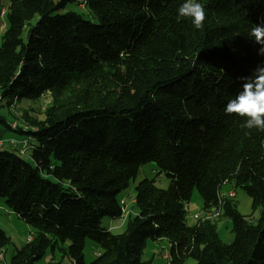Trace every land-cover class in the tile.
<instances>
[{
	"label": "trees",
	"instance_id": "trees-1",
	"mask_svg": "<svg viewBox=\"0 0 264 264\" xmlns=\"http://www.w3.org/2000/svg\"><path fill=\"white\" fill-rule=\"evenodd\" d=\"M184 2L84 0L96 24L63 13L76 0H0V102L50 100L43 119L23 112L25 131L15 129L34 140L31 161L0 150V199L34 230L11 264H36L48 250L88 264V240L101 249L89 264H152L144 252L161 239L173 264H264V131L224 112L240 78L264 66L247 36L264 20V0H196L201 29L178 19ZM149 163L168 189L141 181L137 215L121 234L108 231L102 221L121 219L118 196ZM227 183L260 209L255 221L234 198L222 201L230 244L218 219L187 223L194 191L205 210L219 205ZM9 244L0 231V254Z\"/></svg>",
	"mask_w": 264,
	"mask_h": 264
},
{
	"label": "rangeland",
	"instance_id": "rangeland-1",
	"mask_svg": "<svg viewBox=\"0 0 264 264\" xmlns=\"http://www.w3.org/2000/svg\"><path fill=\"white\" fill-rule=\"evenodd\" d=\"M83 2L84 0H76V3L69 5L66 10L63 11V13L73 12L80 15L85 20L97 24V18L89 11L88 8L85 7ZM3 13H5V11H3ZM6 27L7 23L5 19H1L0 44L2 41L1 37L4 34ZM49 102L50 100L48 96L42 98L39 101L25 99L14 104V106H8V101L3 100L0 102V117H4L8 122H13L16 120L15 117L18 116V114H21L22 112H28L34 117L43 119L44 110L48 106ZM13 127L14 124H11L12 130H15ZM23 158L27 161H31L30 153L29 156H25ZM159 172L160 171L155 163H149L142 166L137 179L130 182L129 188L118 196V200L125 199L128 201V208L132 206L131 201L136 197V187L141 181L145 179L155 180L156 186L159 189H168L170 180L165 176V174H159ZM230 191L235 192L236 197L234 200L237 203L239 212L245 216L251 217L252 220L256 221L260 216V209L253 210L252 200L246 191L242 188H235L233 184L227 183L222 187L220 192L228 193ZM203 207V199L200 193L195 190L188 205V225L194 226L197 223V220L193 218V215L203 211ZM110 222L111 218H105L102 221V227L108 228ZM0 231H3L10 239V244L7 245V247H5L3 250V257L0 258V264H11L16 250L22 249L28 243V239L34 235V230L24 221L20 220L16 214L10 212V210L6 207L4 200L0 199ZM122 231H124V229H122ZM217 231L220 239L224 243L230 244L233 241L234 235L232 233V222L230 219L226 217L218 219ZM68 246L69 244L64 246V248L67 249ZM163 247L165 249L163 248V250H161L162 255L167 253L172 256L171 247L166 239L163 240ZM99 251H101L100 247L96 243L88 240L84 250L86 263L89 264L92 262L96 257V253ZM162 255L157 254L155 256V261L157 264H166V260L162 259ZM36 264H74V262L68 255H65L60 250H56L55 253H53L51 250H48L45 256L36 262ZM184 264H195V261L193 259H188Z\"/></svg>",
	"mask_w": 264,
	"mask_h": 264
},
{
	"label": "clouds",
	"instance_id": "clouds-1",
	"mask_svg": "<svg viewBox=\"0 0 264 264\" xmlns=\"http://www.w3.org/2000/svg\"><path fill=\"white\" fill-rule=\"evenodd\" d=\"M191 19L196 29H201L206 19L202 4L196 0H186L178 8V19ZM247 36L261 47L259 55H264V20L255 24L248 31ZM242 91L235 98L228 101L224 108L226 115L244 118L243 129H259L264 131V66H257L250 77H241Z\"/></svg>",
	"mask_w": 264,
	"mask_h": 264
},
{
	"label": "crops",
	"instance_id": "crops-1",
	"mask_svg": "<svg viewBox=\"0 0 264 264\" xmlns=\"http://www.w3.org/2000/svg\"><path fill=\"white\" fill-rule=\"evenodd\" d=\"M22 114H23V112L21 114H18V116L15 117L16 120H14L13 122L7 121V123L9 125L16 124L17 129L22 128L24 130L25 126H24V121L22 120V117H21ZM0 120H6V119L4 117H0ZM28 138L29 137L27 135L17 133L15 130H9V129L7 130L0 123V150L13 151V152L19 154V149L21 147V143ZM133 200H134V203H132V206H130L129 209L133 212V215H137L138 210L135 207V199H133ZM125 228H126V223H123V221L121 219H118V220L111 219V222L109 223L108 228H105V229H107L108 231H110L114 234H121L123 232L122 229L125 230ZM163 240L164 239H161L158 241H151L147 244V248L144 252V259L145 260L151 261L152 264H157L155 261V256L157 254L162 255L161 250H163V248H164L163 247ZM169 245H170V243H169ZM162 259H164L163 255H162Z\"/></svg>",
	"mask_w": 264,
	"mask_h": 264
},
{
	"label": "built area",
	"instance_id": "built-area-1",
	"mask_svg": "<svg viewBox=\"0 0 264 264\" xmlns=\"http://www.w3.org/2000/svg\"><path fill=\"white\" fill-rule=\"evenodd\" d=\"M16 128V125L14 124L13 129ZM34 140L32 138H29L21 143V147L19 149V155L25 157L27 156V153L29 150L33 148ZM235 192H228V193H222L219 192V205L214 206L209 209H205L199 213H196L193 215V218L197 220L198 222H205V221H215L217 220L221 215H222V205H223V200L225 198H235ZM121 207L123 210V215L121 217V220L123 223H127V220L130 215H133V212L128 208V201L127 200H121ZM131 203H134V200L131 201ZM187 217H188V209H187ZM32 240V236L28 239V242ZM98 256V253L96 254ZM3 257V253L0 254V258ZM164 259L166 260V264H173V258L169 254L165 253L163 255Z\"/></svg>",
	"mask_w": 264,
	"mask_h": 264
},
{
	"label": "bare ground",
	"instance_id": "bare-ground-1",
	"mask_svg": "<svg viewBox=\"0 0 264 264\" xmlns=\"http://www.w3.org/2000/svg\"><path fill=\"white\" fill-rule=\"evenodd\" d=\"M15 125H16V124H15ZM16 128H17V125H16ZM16 128H15V129H16Z\"/></svg>",
	"mask_w": 264,
	"mask_h": 264
}]
</instances>
